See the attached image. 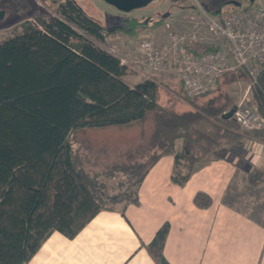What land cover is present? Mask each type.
Instances as JSON below:
<instances>
[{
	"label": "trees",
	"instance_id": "16d2710c",
	"mask_svg": "<svg viewBox=\"0 0 264 264\" xmlns=\"http://www.w3.org/2000/svg\"><path fill=\"white\" fill-rule=\"evenodd\" d=\"M58 12L61 17L37 19L39 27L28 24L0 41V264H26L52 232L72 238L101 210L123 213L127 204L137 203V187L161 156L174 157L170 179L182 186L196 164L224 158L217 151L223 144L238 151L243 139L264 142V129L245 132L223 117L232 107L224 86L243 79V70L223 74L214 91L193 97L192 108L167 110L157 102L153 80L129 85L124 80L128 68L90 39L103 41L104 32L114 28L91 20L72 0L60 4ZM128 24L127 33H133L138 23L130 19ZM215 49L185 45L194 55ZM249 104L264 118V67ZM149 115L151 152L121 171L133 189L106 194L79 165L71 134L129 128ZM247 181L263 184L264 166L248 171ZM117 203L122 205L116 208ZM193 203L208 208L211 198L198 191ZM167 231L164 223L146 247L156 264H167L162 256Z\"/></svg>",
	"mask_w": 264,
	"mask_h": 264
},
{
	"label": "crops",
	"instance_id": "0c3cea01",
	"mask_svg": "<svg viewBox=\"0 0 264 264\" xmlns=\"http://www.w3.org/2000/svg\"><path fill=\"white\" fill-rule=\"evenodd\" d=\"M245 140L244 163L237 155L198 163L182 186L170 179L174 157H159L137 203L99 211L72 238L52 232L26 264H156L146 247L164 223L167 264H264V183L247 181L264 166V142ZM198 191L211 198L208 208L194 205Z\"/></svg>",
	"mask_w": 264,
	"mask_h": 264
},
{
	"label": "rangeland",
	"instance_id": "374dc122",
	"mask_svg": "<svg viewBox=\"0 0 264 264\" xmlns=\"http://www.w3.org/2000/svg\"><path fill=\"white\" fill-rule=\"evenodd\" d=\"M64 1L0 0V41L22 32L28 24L39 27L37 19L49 20L53 17H61L58 6ZM72 1L91 20L104 28H114V31L109 34L104 32L103 41L90 39L95 45L117 59L125 60L122 65L128 68L129 73L124 80L131 86L143 79L153 80L159 89L158 104L164 109L175 111L192 108L190 101L194 98L186 96L172 67L163 70L147 67L143 59L134 54L138 42L148 39L156 49H163L170 35L189 33L191 30L190 16L199 8L215 13L223 10L264 6V0H128L126 3L132 5L131 9L122 11L102 0ZM130 19L138 23L134 25L133 33H127ZM249 82L245 75L243 79L224 86L226 94L231 98L232 107L244 99L243 103L254 108L249 104L254 85L248 87ZM215 87L216 85L210 92L214 91ZM209 95L197 98L204 100ZM153 123L149 115L143 123L134 124L129 128L111 126L77 130L71 134L79 165H82L90 176L96 178L100 185L99 188L106 189V194L119 195V191L124 194L126 189L129 191L133 189V186L130 187V178L121 171L124 169L129 171L130 167L143 162L146 155L151 152L148 143L153 131ZM245 132L251 133L252 131ZM245 141V139L241 140L238 151L230 149L226 143L217 151L228 159H233L237 155L236 161L242 163L246 161L248 153L245 151ZM176 146H180V141L176 142ZM121 205L117 203L114 206L119 208Z\"/></svg>",
	"mask_w": 264,
	"mask_h": 264
},
{
	"label": "built area",
	"instance_id": "2783aa9c",
	"mask_svg": "<svg viewBox=\"0 0 264 264\" xmlns=\"http://www.w3.org/2000/svg\"><path fill=\"white\" fill-rule=\"evenodd\" d=\"M190 22L189 33L170 35L163 49H156L145 39L135 46L134 54L149 68L172 67L188 97L210 92L218 78L237 70H243L247 75L248 87L256 84L264 67V6L215 13L199 8L190 16ZM188 43L213 45L216 49L194 55L186 52ZM119 60L124 64L125 60ZM243 101L230 108L233 109L231 118L242 130L263 129L264 118Z\"/></svg>",
	"mask_w": 264,
	"mask_h": 264
},
{
	"label": "water",
	"instance_id": "95a60500",
	"mask_svg": "<svg viewBox=\"0 0 264 264\" xmlns=\"http://www.w3.org/2000/svg\"><path fill=\"white\" fill-rule=\"evenodd\" d=\"M102 1L122 11H128L132 7L131 4L126 3L128 0H102ZM232 113H233V109H230L229 111L223 114V117L230 118Z\"/></svg>",
	"mask_w": 264,
	"mask_h": 264
}]
</instances>
